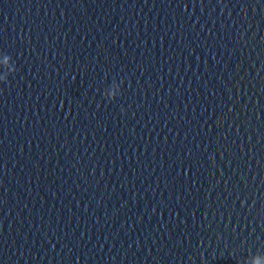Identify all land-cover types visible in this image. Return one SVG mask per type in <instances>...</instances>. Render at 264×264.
<instances>
[{"label":"clouds","instance_id":"obj_1","mask_svg":"<svg viewBox=\"0 0 264 264\" xmlns=\"http://www.w3.org/2000/svg\"><path fill=\"white\" fill-rule=\"evenodd\" d=\"M256 264H259V261H256Z\"/></svg>","mask_w":264,"mask_h":264}]
</instances>
